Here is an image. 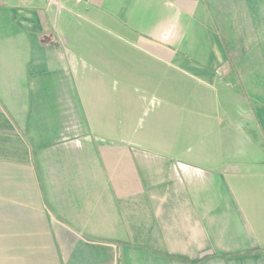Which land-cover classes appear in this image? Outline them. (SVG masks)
<instances>
[{"label": "crops", "instance_id": "1", "mask_svg": "<svg viewBox=\"0 0 264 264\" xmlns=\"http://www.w3.org/2000/svg\"><path fill=\"white\" fill-rule=\"evenodd\" d=\"M0 264H264V0H0Z\"/></svg>", "mask_w": 264, "mask_h": 264}, {"label": "built area", "instance_id": "2", "mask_svg": "<svg viewBox=\"0 0 264 264\" xmlns=\"http://www.w3.org/2000/svg\"><path fill=\"white\" fill-rule=\"evenodd\" d=\"M47 3L49 4H55L60 0H45ZM76 4H81L83 2H85V0H73ZM163 39H165V36H162Z\"/></svg>", "mask_w": 264, "mask_h": 264}]
</instances>
